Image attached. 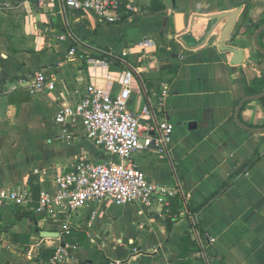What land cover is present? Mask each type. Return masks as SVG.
<instances>
[{"label": "crops", "instance_id": "crops-1", "mask_svg": "<svg viewBox=\"0 0 264 264\" xmlns=\"http://www.w3.org/2000/svg\"><path fill=\"white\" fill-rule=\"evenodd\" d=\"M155 1L163 8L125 0L120 20L108 23L62 0H0V189L32 194L26 208L0 204V264H44L60 242L69 264H264V109L259 99L243 101L246 84L264 74L253 40L264 0ZM145 35L151 67L135 75L134 99L173 132L165 152L140 149L132 160L151 181L189 196L172 198L167 211L105 199L53 217L36 212L38 192L53 193L57 173L80 157H106L78 123L73 138H61L56 109L78 100L91 78L116 92L106 73L91 76L89 59ZM38 72L55 82L53 91L30 93ZM238 107L240 124L253 130L236 122Z\"/></svg>", "mask_w": 264, "mask_h": 264}, {"label": "built area", "instance_id": "built-area-1", "mask_svg": "<svg viewBox=\"0 0 264 264\" xmlns=\"http://www.w3.org/2000/svg\"><path fill=\"white\" fill-rule=\"evenodd\" d=\"M62 1L70 9L116 23L121 18L119 9L125 0ZM2 5L7 6V3ZM152 51L153 41L145 35L118 52L105 48L89 59L91 76L99 77V72L106 73L110 82H117V91L113 92L110 84L101 85L91 78L78 100L67 99L59 105L54 113V122L58 126V135L66 139L73 138V129L78 123L83 135L100 147L106 157L97 160L80 157L66 170L57 173L54 192L47 189L38 192L36 212L53 217L62 210L74 211L87 202L97 203L105 199L117 206L159 205L167 211L172 198L179 195L186 199L189 196L178 185L151 181L132 160V155L140 149L151 147L165 152L173 132L172 125L164 117L153 118L151 115L152 118L148 119L149 109L138 107L134 99L135 75L151 67ZM72 53L70 50L69 54ZM27 86L33 94L53 91L55 82L43 72H38L29 77ZM167 93L166 87L161 89L160 103ZM31 201L32 194L28 189H0V204L26 208ZM62 221L63 233L68 234L67 219ZM70 262L74 261L69 247L60 242L54 245L53 253L44 264Z\"/></svg>", "mask_w": 264, "mask_h": 264}, {"label": "trees", "instance_id": "trees-1", "mask_svg": "<svg viewBox=\"0 0 264 264\" xmlns=\"http://www.w3.org/2000/svg\"><path fill=\"white\" fill-rule=\"evenodd\" d=\"M150 8L152 10H160L163 8V5L156 2L155 0H152L151 2V5H150ZM264 24V21L260 22L259 24H255L254 27L256 29H258L260 26H262ZM264 35V30L261 31L258 36H257V43L258 45L263 49L264 51V43L261 41V38L263 37ZM262 57H264V54H261ZM264 91V74H259L255 79L254 81L252 82L251 85H248L246 84L245 86V93H246V96H252V95H257L261 92ZM259 103L262 105L263 109H264V96L262 98L259 99ZM258 157H254L250 163H249V166L253 165L256 163V161L258 160ZM173 205H175L173 203ZM187 237H184V240L186 239ZM51 255V253L49 254Z\"/></svg>", "mask_w": 264, "mask_h": 264}, {"label": "water", "instance_id": "water-1", "mask_svg": "<svg viewBox=\"0 0 264 264\" xmlns=\"http://www.w3.org/2000/svg\"><path fill=\"white\" fill-rule=\"evenodd\" d=\"M171 1H172V3L175 2V0H171ZM232 15H233V14H228L229 19H230V22H231V19H232ZM175 17H176L177 29L180 30V29L182 28V23H181L182 14H181V13H176V14H175ZM263 30H264V24H263L262 26H260V27L256 30V32H255V34H254V37H253L254 45H255L256 49H257L260 53H262V54H264V51H263V49H262V48L258 45V43H257V36H258V34H259L261 31H263ZM263 96H264V92H262V93H260V94H258V95H254V96L246 97V98L243 99V101H248V100H258V99L262 98ZM238 115H239V107L236 109V113H235V120H236V122H237L240 126H242L243 128H245V129L253 130V129L248 128V127H246V126H244V125H241L240 122H239V120H238ZM260 131L264 132V129H262V130H260ZM167 221H168V219H167ZM39 234H40L42 237H59V233H58V232H55V231H44V230H40V231H39Z\"/></svg>", "mask_w": 264, "mask_h": 264}]
</instances>
